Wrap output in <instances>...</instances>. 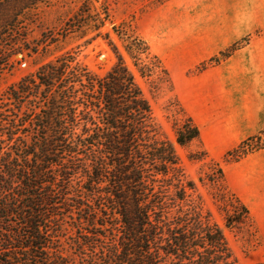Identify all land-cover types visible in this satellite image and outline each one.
<instances>
[{"label": "rangeland", "instance_id": "rangeland-1", "mask_svg": "<svg viewBox=\"0 0 264 264\" xmlns=\"http://www.w3.org/2000/svg\"><path fill=\"white\" fill-rule=\"evenodd\" d=\"M83 2L37 3L26 8L1 36L0 51L8 57L0 65V126L6 131L0 140L10 144L60 141L56 136L41 138L32 124L34 114L46 107L42 94L24 98L16 94L20 80L41 64L68 53L98 77L110 70L116 58L101 35L87 42L66 30L74 14L89 13ZM92 2L91 12L99 15L107 7L112 23L146 39L168 69L172 86L166 84L159 90L151 79L138 76L159 136L174 142L175 122L185 115L200 128L197 139L184 146L176 144L182 172L187 180H195L196 190H188L183 201L175 199V188L167 181L173 172L167 177L156 175L155 187L162 191L163 200L156 209L167 218L179 214L190 219L201 214L204 221L224 229L235 264H264V0ZM111 27L109 23L101 30ZM7 131L13 132L10 139ZM215 163L225 174L217 184L209 180L218 173ZM59 169L54 166L59 179L54 189L61 197L48 205L51 225H55L51 229L54 245L75 264H86L89 259L100 262L118 242L119 225L115 221L110 225L114 217L105 218L96 208L83 187L86 177L79 172L63 179ZM224 190L250 210V221L241 229L225 226L220 199ZM94 210L97 213L92 214ZM104 220L105 226L98 224Z\"/></svg>", "mask_w": 264, "mask_h": 264}, {"label": "trees", "instance_id": "trees-1", "mask_svg": "<svg viewBox=\"0 0 264 264\" xmlns=\"http://www.w3.org/2000/svg\"><path fill=\"white\" fill-rule=\"evenodd\" d=\"M43 1L0 0V39L26 8ZM92 3L84 0L89 13L74 14L66 30L87 42L101 35L116 58L107 74L98 77L65 53L19 82L17 96L41 93L45 100L46 107L31 120L41 138L56 136L60 141L0 140V264H75L54 245L51 234L55 225L48 205L61 197L54 189L59 184L55 165L63 179L79 172L86 177L83 187L96 208L105 218L114 217L110 225H119L118 242L100 262L89 259L86 264H235L220 225L204 221L201 214L191 221L179 214L163 217L156 209L163 201L156 175L173 172L167 181L175 188V199L183 201L188 190H196L195 180L182 172L176 144L188 145L200 136V128L185 115L175 122L174 142L159 136L138 76L151 79L159 90L172 86L168 69L146 39L113 24L107 7L99 15L91 12ZM109 23L111 30L103 32ZM2 52L0 65L8 57ZM4 130L0 126V137ZM7 134L10 139L13 132ZM215 165L218 173L209 180L217 184L225 174ZM220 199L226 227L248 224L250 210L239 197L224 190Z\"/></svg>", "mask_w": 264, "mask_h": 264}]
</instances>
